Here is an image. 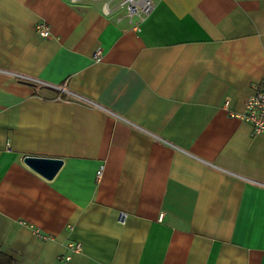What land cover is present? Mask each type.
I'll list each match as a JSON object with an SVG mask.
<instances>
[{
	"label": "crops",
	"instance_id": "1",
	"mask_svg": "<svg viewBox=\"0 0 264 264\" xmlns=\"http://www.w3.org/2000/svg\"><path fill=\"white\" fill-rule=\"evenodd\" d=\"M124 1L0 0V250L264 264V133L234 116L264 87V0H154L142 22Z\"/></svg>",
	"mask_w": 264,
	"mask_h": 264
},
{
	"label": "built area",
	"instance_id": "2",
	"mask_svg": "<svg viewBox=\"0 0 264 264\" xmlns=\"http://www.w3.org/2000/svg\"><path fill=\"white\" fill-rule=\"evenodd\" d=\"M127 8L128 15L132 17H137L140 22L144 21L155 9L154 0H125L123 2ZM37 32L43 37L50 36L49 26L45 23H38L36 25ZM95 58L97 60L101 59L100 52L95 53ZM255 94L248 99L245 105V110L242 113H234V116L248 121L253 125L254 135L264 133V87L263 85H256ZM103 168H100L97 172V176L101 177ZM127 211H120L118 215V221L124 224L128 218ZM163 215V214H162ZM68 248L71 252H80L82 250V245L76 242H70ZM71 260V255H64L60 257L57 264H69Z\"/></svg>",
	"mask_w": 264,
	"mask_h": 264
},
{
	"label": "water",
	"instance_id": "3",
	"mask_svg": "<svg viewBox=\"0 0 264 264\" xmlns=\"http://www.w3.org/2000/svg\"><path fill=\"white\" fill-rule=\"evenodd\" d=\"M25 162L48 178H52L63 164L62 159L26 156Z\"/></svg>",
	"mask_w": 264,
	"mask_h": 264
},
{
	"label": "trees",
	"instance_id": "4",
	"mask_svg": "<svg viewBox=\"0 0 264 264\" xmlns=\"http://www.w3.org/2000/svg\"><path fill=\"white\" fill-rule=\"evenodd\" d=\"M0 264H17V259L13 254L0 250Z\"/></svg>",
	"mask_w": 264,
	"mask_h": 264
}]
</instances>
